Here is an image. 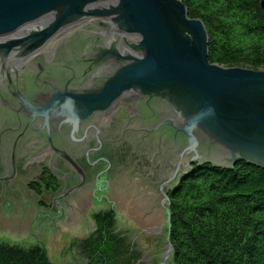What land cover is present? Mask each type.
Masks as SVG:
<instances>
[{"label": "water", "instance_id": "95a60500", "mask_svg": "<svg viewBox=\"0 0 264 264\" xmlns=\"http://www.w3.org/2000/svg\"><path fill=\"white\" fill-rule=\"evenodd\" d=\"M8 34L0 40V145L11 147V165L0 154L1 231L63 239L107 196L170 264L165 192L189 167L264 168V71L210 63L207 30L180 0H0V37ZM121 99L136 108L128 121L148 161L125 154L101 177L87 171L86 182L39 197L26 189L45 150L77 169L68 142L86 143L95 128L81 126ZM21 155L28 161L13 177Z\"/></svg>", "mask_w": 264, "mask_h": 264}, {"label": "trees", "instance_id": "16d2710c", "mask_svg": "<svg viewBox=\"0 0 264 264\" xmlns=\"http://www.w3.org/2000/svg\"><path fill=\"white\" fill-rule=\"evenodd\" d=\"M208 33V60L224 67L264 68L262 0H180ZM172 264H264V168L192 165L168 191ZM94 228L76 243L86 264H136L142 253L117 228L112 209L92 215ZM0 264H52L40 244L0 242Z\"/></svg>", "mask_w": 264, "mask_h": 264}, {"label": "flooded vegetation", "instance_id": "af4514ba", "mask_svg": "<svg viewBox=\"0 0 264 264\" xmlns=\"http://www.w3.org/2000/svg\"><path fill=\"white\" fill-rule=\"evenodd\" d=\"M104 71L106 70L100 69V72L94 73L92 76H100V74L104 73ZM91 81V78H89L86 80L85 84L88 85L91 83ZM130 102L131 100L121 99L107 113L94 115L90 124L82 125V131H85L88 125L95 128V130H88L90 137L86 143L83 144L82 142H68V145L66 146V152H69L73 156L74 162L77 164L79 169H75L72 166L64 163L62 158L59 156H55L51 161V151H44L49 152V154L47 155L46 153L43 156V160L39 166L40 173L38 175V179H36V181L34 180L36 183L43 184V186H45V190L42 191L43 195H47L52 190H56V185H59V183L68 184V182H76L78 180L81 182L83 177L85 178L84 181L86 182V179H88L86 178L87 171H90V173L97 171L95 177H98V175L101 177L111 170L110 168L114 167L115 164H117L125 154H127V157L133 155L135 157V163L141 159L148 161L147 152L140 146L142 145L140 142L141 134L136 131V128L138 127V125H136L137 123H129L128 121V119H130L136 111L135 106ZM130 109L133 112H129ZM132 113L133 115H131ZM133 125L136 126L132 127ZM34 144L37 143H30L28 146L33 147ZM2 153H6L8 156L7 159L9 160L8 164L11 165V147L9 143H7L6 147L0 145V154ZM27 161L28 160H25L24 155L18 157L16 161V172L13 177L16 176L19 165L22 162L26 163ZM0 164L1 167L2 165L4 166V164H2L1 158ZM102 165L105 166L103 167ZM35 182L32 183L34 184ZM147 262H153V264H162V259L161 257H159L157 260H152V258H149ZM147 262L144 264H148Z\"/></svg>", "mask_w": 264, "mask_h": 264}, {"label": "rangeland", "instance_id": "374dc122", "mask_svg": "<svg viewBox=\"0 0 264 264\" xmlns=\"http://www.w3.org/2000/svg\"><path fill=\"white\" fill-rule=\"evenodd\" d=\"M252 70L264 71V68L261 67ZM32 182L35 181H27L25 187L27 190L31 191L37 197H39L40 194L42 193V191L40 190L41 186L36 182L34 184ZM177 182L178 180L176 181V183ZM59 187L60 186L57 184L56 188L58 189ZM57 189L52 190L51 192L55 193ZM168 191L169 190L165 192L166 195L168 194ZM36 205L44 209L51 207V205H46L44 202L40 200L36 201ZM169 205H170V201H168L167 215L169 214ZM111 208L115 214L117 228L123 231H127L132 241L135 243V245L139 248V250L142 253V258L136 264H144L147 262L149 258H152V260H157L159 257H161V255L157 256L153 245L146 236L141 225L139 223L124 218V216L119 211L115 203L112 200H110L107 196H104L103 198H101L100 200L89 206L86 210L84 221L80 223L78 226H76L74 229H72L63 239L44 242L39 238L35 237L34 235L28 233L27 231L0 230V242L1 241L8 242L12 244H19L22 246L40 244L46 250L48 259L52 264H86L85 260L78 254L76 243L79 239L85 238L93 230L94 223L92 220V215L96 212L108 210ZM167 215H166V220H167ZM148 264H153V262ZM170 264H172V259Z\"/></svg>", "mask_w": 264, "mask_h": 264}, {"label": "bare ground", "instance_id": "6f19581e", "mask_svg": "<svg viewBox=\"0 0 264 264\" xmlns=\"http://www.w3.org/2000/svg\"><path fill=\"white\" fill-rule=\"evenodd\" d=\"M7 36H9V34H8V35H5V36H2V37H0V40H1V39H3V38H5V37H7Z\"/></svg>", "mask_w": 264, "mask_h": 264}]
</instances>
